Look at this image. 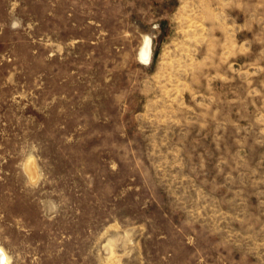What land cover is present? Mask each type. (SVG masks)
Here are the masks:
<instances>
[{"label": "rangeland", "instance_id": "rangeland-1", "mask_svg": "<svg viewBox=\"0 0 264 264\" xmlns=\"http://www.w3.org/2000/svg\"><path fill=\"white\" fill-rule=\"evenodd\" d=\"M0 247L264 264V0H0Z\"/></svg>", "mask_w": 264, "mask_h": 264}, {"label": "bare ground", "instance_id": "bare-ground-1", "mask_svg": "<svg viewBox=\"0 0 264 264\" xmlns=\"http://www.w3.org/2000/svg\"><path fill=\"white\" fill-rule=\"evenodd\" d=\"M148 40H146V42L144 43V45L141 47L140 52H139V55H138L139 58H140V60L142 62L146 63V64H147V62L150 61V57H151V54H150V44H149V41ZM7 261H8V258L6 256V253L0 247V264H7Z\"/></svg>", "mask_w": 264, "mask_h": 264}]
</instances>
